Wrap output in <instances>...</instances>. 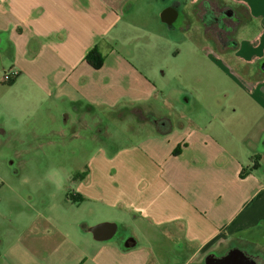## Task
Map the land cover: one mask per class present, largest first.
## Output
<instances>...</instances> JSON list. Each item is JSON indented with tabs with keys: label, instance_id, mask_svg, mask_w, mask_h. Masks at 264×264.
<instances>
[{
	"label": "crops",
	"instance_id": "0c3cea01",
	"mask_svg": "<svg viewBox=\"0 0 264 264\" xmlns=\"http://www.w3.org/2000/svg\"><path fill=\"white\" fill-rule=\"evenodd\" d=\"M210 1L186 0L176 25L180 0H0L15 99L96 148L71 186L19 196L0 264H264V0L198 17ZM165 27L198 61L196 97L165 85Z\"/></svg>",
	"mask_w": 264,
	"mask_h": 264
},
{
	"label": "rangeland",
	"instance_id": "374dc122",
	"mask_svg": "<svg viewBox=\"0 0 264 264\" xmlns=\"http://www.w3.org/2000/svg\"><path fill=\"white\" fill-rule=\"evenodd\" d=\"M180 2L182 5L177 7L180 16L176 25L181 24L185 16L183 3L186 0H180ZM210 4L213 5L207 8L198 5L197 16L211 14L215 19V15L220 13L215 10L216 8L223 12L232 11L231 13L236 16L243 15L241 8L228 7L223 0H211ZM226 22L228 20L224 19L223 24L219 25L220 29L224 27V31L230 32L233 27H227ZM235 22L234 20L232 24L234 27ZM210 27H208V33L211 41L220 46L222 33L215 30L218 26ZM165 28V33L158 40V44L171 53L169 62L166 61L165 64V71L170 74L167 76L165 85H169L170 90L173 91L172 94L178 100L187 96L196 97L198 80L202 77L200 67L198 63H195L197 60L189 55L183 36H177L176 32L167 30L169 27ZM177 51H180L179 55ZM6 72L10 71L6 70ZM5 73L0 65V239L4 240L13 237L12 231L17 225L12 218L14 210L22 209L24 206L19 196L26 199L35 192L43 194L44 191L51 190L53 187L52 183L37 184L34 181H39L41 177H49V171L57 169L61 173V182L71 186L72 180L78 177V173L87 170L85 163L96 149L95 144L93 145L92 140L89 139L91 132L86 129L78 128L77 134L68 133L66 138L61 134L50 135L44 121L45 116L40 115V112L31 115L29 105L25 106L18 102V98L15 99L20 92L17 91V87L14 88V83L4 82ZM21 93L24 92L21 91ZM213 93L217 95V91ZM111 138L115 140L116 136L113 134ZM50 139L53 143L48 142ZM122 143L123 141L120 142ZM43 185L44 188L38 190V187Z\"/></svg>",
	"mask_w": 264,
	"mask_h": 264
},
{
	"label": "trees",
	"instance_id": "16d2710c",
	"mask_svg": "<svg viewBox=\"0 0 264 264\" xmlns=\"http://www.w3.org/2000/svg\"><path fill=\"white\" fill-rule=\"evenodd\" d=\"M87 60L88 62H90L92 64V66L94 68H100L102 66V57L101 55L99 54L98 50L95 49L93 50L87 57ZM11 83H14V81L8 83V84H11Z\"/></svg>",
	"mask_w": 264,
	"mask_h": 264
},
{
	"label": "clouds",
	"instance_id": "9594fccd",
	"mask_svg": "<svg viewBox=\"0 0 264 264\" xmlns=\"http://www.w3.org/2000/svg\"><path fill=\"white\" fill-rule=\"evenodd\" d=\"M48 176L55 178L54 182L56 183V186L59 188L61 185V173H60V171L57 169H51L48 173Z\"/></svg>",
	"mask_w": 264,
	"mask_h": 264
},
{
	"label": "built area",
	"instance_id": "2783aa9c",
	"mask_svg": "<svg viewBox=\"0 0 264 264\" xmlns=\"http://www.w3.org/2000/svg\"><path fill=\"white\" fill-rule=\"evenodd\" d=\"M18 75V73L16 71H10V72H6L4 74V82L6 83H10L12 81H14V78Z\"/></svg>",
	"mask_w": 264,
	"mask_h": 264
}]
</instances>
